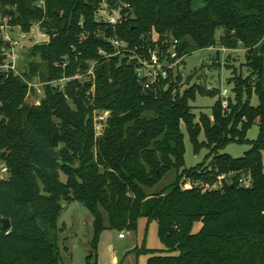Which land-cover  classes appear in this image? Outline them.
I'll use <instances>...</instances> for the list:
<instances>
[{
    "label": "trees",
    "instance_id": "obj_1",
    "mask_svg": "<svg viewBox=\"0 0 264 264\" xmlns=\"http://www.w3.org/2000/svg\"><path fill=\"white\" fill-rule=\"evenodd\" d=\"M38 1L0 0L12 27L29 33L39 23L50 38L24 53L20 71L40 82L83 78L63 92L47 86L40 102L29 104L35 93L20 78L0 77V163L7 173L0 181V264H66L58 220L73 202L93 218L88 260L95 264L105 231L136 234L141 219L157 223L164 246L132 251L149 257L147 264H264V0H44L43 8ZM198 1L203 6L196 9ZM103 2L130 6L116 30L96 20ZM100 30L132 45L151 33L167 36L178 41L180 56L219 43L243 46L252 74L235 75L229 83L235 101L223 109L218 100L212 119L201 115L196 123L190 102L204 91L181 92L180 76L167 90V82L145 90L134 65L114 56ZM92 62L94 79L87 76ZM99 113L108 120L97 134ZM256 121L259 136L250 141ZM183 125L196 154L210 150L191 169H185ZM232 143L251 149L237 159L220 154ZM169 175L174 182L159 188ZM222 175H233V188L223 181L222 189H205ZM243 175L252 178L250 189L239 186ZM2 219L10 220L6 231Z\"/></svg>",
    "mask_w": 264,
    "mask_h": 264
},
{
    "label": "rangeland",
    "instance_id": "obj_2",
    "mask_svg": "<svg viewBox=\"0 0 264 264\" xmlns=\"http://www.w3.org/2000/svg\"><path fill=\"white\" fill-rule=\"evenodd\" d=\"M203 6L201 1L196 2L195 8ZM3 22L0 13V24ZM221 31L217 32L219 39ZM40 42L39 31H35L25 41L24 53L31 48V42ZM247 50L240 46L237 50H229L217 44L216 46L205 50H192L184 58V67L179 69L181 92H184L192 87L204 91L206 94L197 93L196 100L190 102L192 113L196 116V123H199L201 115H207L212 119V109L220 100L222 105V92L228 90V99L235 101V84H229L234 76L242 75L244 78L252 74L251 69L247 66L246 60ZM257 82V76H253L252 85ZM216 94V95H214ZM214 95V96H213ZM29 104H38L35 96H30L27 100ZM254 107L259 105L258 98L254 95L251 101ZM259 121L253 125L248 132L247 139L254 141L259 136ZM184 134V143L186 148L185 154V169H191L205 162V159L210 153L206 147L202 148L199 153L194 152L193 145L190 141L187 129L182 126ZM199 141L205 142L204 133H201ZM251 149L250 145L232 143L221 151L220 154H228L233 158H241L246 152ZM210 160L206 162L209 165ZM4 165L0 163V175L7 178ZM244 176V175H243ZM247 177V176H245ZM64 180L65 177L63 176ZM175 178L169 175L159 185L163 188L173 183ZM232 181V177L230 178ZM184 187H192L190 182H186ZM59 228V245L62 251V256L66 264H95V259L89 262L88 257L91 254V240L93 236V218L88 209L79 202L66 204L60 214L58 220ZM201 225L196 224L193 232L199 231ZM125 239H120V233L116 231H105L100 239L98 247L97 264H147L149 257L140 256L137 258L132 251L135 248H141L143 244L151 250H162V245L158 237L157 223L148 224L147 220L141 219L139 222L138 231L136 234L124 231Z\"/></svg>",
    "mask_w": 264,
    "mask_h": 264
},
{
    "label": "built area",
    "instance_id": "obj_3",
    "mask_svg": "<svg viewBox=\"0 0 264 264\" xmlns=\"http://www.w3.org/2000/svg\"><path fill=\"white\" fill-rule=\"evenodd\" d=\"M38 7L43 8L45 5L44 0H39L37 3ZM129 5H123L117 3L115 6H111L107 2H103L101 8L97 12L96 20L99 23H103L108 27L116 30V27L123 22V12L128 10ZM39 31L40 42H31V47L38 45L39 43H49V36L46 32L41 30L40 24H35L29 33H24L19 27H12L9 24V20L5 19L0 24V36L3 41V47L0 50V56L4 58V62L0 63V77H14L20 78L28 87L30 92L35 93V97L41 100L45 96V87L51 86L60 92L65 90L67 83L73 80H80L83 78L82 74H76L72 78L63 77L51 82H40L38 79L30 80L23 72L20 71V64L24 58V45L25 41L35 31ZM98 35L106 40L115 50L114 56L120 57L128 63H132L135 67L136 75L138 80L143 84L145 90L156 89L164 82L167 85L163 88L167 90L170 81L177 83L179 76V69L184 67L185 56H180L177 51L178 41L167 36H159L156 33H151L146 37H142L139 44L132 45L126 40L118 38L116 35H107L104 31H98ZM99 54L106 56L104 50H100ZM90 70L87 72L88 77L95 78L94 67L95 63L92 62ZM56 64V67H59ZM68 66L66 61L63 68ZM179 86L180 83H179ZM176 92V90L174 91ZM32 96V95H31ZM222 105L223 109H227L229 106L228 90L224 89L222 92ZM108 120L107 113H99L95 117V127L97 134L102 133L106 122ZM6 171V169H5ZM233 175H222L219 176L214 184H207L206 190H218L222 189L223 181H227L228 184H232L230 178ZM4 179L0 175V181ZM239 186L250 189L253 185L252 178L250 176H242L238 180ZM125 234L120 233L119 238L125 239Z\"/></svg>",
    "mask_w": 264,
    "mask_h": 264
},
{
    "label": "water",
    "instance_id": "obj_4",
    "mask_svg": "<svg viewBox=\"0 0 264 264\" xmlns=\"http://www.w3.org/2000/svg\"><path fill=\"white\" fill-rule=\"evenodd\" d=\"M225 35L226 37L228 36V31H225ZM47 44L46 43H39L38 45H36L37 47H45ZM234 184L231 185L230 188H233ZM63 204V202H62ZM1 224H2V229L4 231L8 230L11 227V223L9 219H2L1 220Z\"/></svg>",
    "mask_w": 264,
    "mask_h": 264
}]
</instances>
